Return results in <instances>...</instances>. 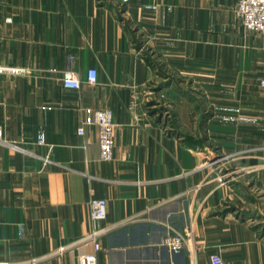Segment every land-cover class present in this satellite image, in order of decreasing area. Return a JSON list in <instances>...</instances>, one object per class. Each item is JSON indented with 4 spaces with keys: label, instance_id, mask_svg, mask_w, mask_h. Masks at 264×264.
I'll use <instances>...</instances> for the list:
<instances>
[{
    "label": "crops",
    "instance_id": "1",
    "mask_svg": "<svg viewBox=\"0 0 264 264\" xmlns=\"http://www.w3.org/2000/svg\"><path fill=\"white\" fill-rule=\"evenodd\" d=\"M235 2L0 0V64L24 69L0 74L18 146L0 147V264H264V33ZM85 107L112 113L110 160ZM90 197L106 199L95 223ZM187 226V249L162 243Z\"/></svg>",
    "mask_w": 264,
    "mask_h": 264
},
{
    "label": "built area",
    "instance_id": "2",
    "mask_svg": "<svg viewBox=\"0 0 264 264\" xmlns=\"http://www.w3.org/2000/svg\"><path fill=\"white\" fill-rule=\"evenodd\" d=\"M234 15L242 22L243 27L246 30L253 32L264 33V0H236L233 9ZM24 72L23 68L14 66H8L0 64V74H18ZM97 79V71L94 67H89L86 71L85 80L87 83L93 84ZM62 86L70 89H78L80 86V80L72 71H66L61 78ZM83 124L96 125L98 129V144L100 159L107 161L112 158L113 153V119L112 113L109 109H94L91 107H85ZM78 134L83 133V126L77 128ZM46 141L45 132L43 128H40L37 133L36 143L44 144ZM5 146L11 149L18 148L17 145L8 141L3 136V131L0 126V147ZM224 156H219L215 160H212L210 164H214L219 159L222 160ZM42 163L47 164L51 162L48 155L41 157ZM87 179H90V176ZM222 176L220 177V179ZM89 207V219L92 223L101 220L106 215V199L102 197H90L88 199ZM97 231L93 230L90 234V238L95 239ZM192 238V227L187 226L182 231H176L168 235L163 244L173 252H181L187 249L189 242ZM94 248H98V244L94 243ZM78 264H96V256L93 253L82 254L78 257ZM209 264H224L223 259L217 253L209 255Z\"/></svg>",
    "mask_w": 264,
    "mask_h": 264
},
{
    "label": "rangeland",
    "instance_id": "3",
    "mask_svg": "<svg viewBox=\"0 0 264 264\" xmlns=\"http://www.w3.org/2000/svg\"><path fill=\"white\" fill-rule=\"evenodd\" d=\"M170 80L168 79H165V82L160 81V83H168ZM158 86V85H157ZM156 87V86H155ZM156 92L158 91V95L156 96L157 97V100L158 101H155L154 103H159L160 102H166L167 104L166 105H169L170 103L166 101V98H165V95L163 92H161L158 88H156L155 90ZM169 108H167V106L165 107H161L159 110H160V113H161V116H163V118L160 120V124H162L168 131H170L171 129H173L175 127V124L173 123V121H171L170 119V114L169 113ZM223 156V155H221ZM225 157V156H224Z\"/></svg>",
    "mask_w": 264,
    "mask_h": 264
}]
</instances>
